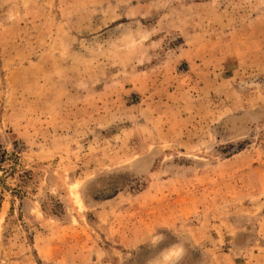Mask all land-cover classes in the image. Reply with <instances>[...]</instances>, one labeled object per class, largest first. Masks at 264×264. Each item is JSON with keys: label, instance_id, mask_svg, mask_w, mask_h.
<instances>
[{"label": "rangeland", "instance_id": "374dc122", "mask_svg": "<svg viewBox=\"0 0 264 264\" xmlns=\"http://www.w3.org/2000/svg\"><path fill=\"white\" fill-rule=\"evenodd\" d=\"M179 242L264 264V0H0V264Z\"/></svg>", "mask_w": 264, "mask_h": 264}, {"label": "clouds", "instance_id": "9594fccd", "mask_svg": "<svg viewBox=\"0 0 264 264\" xmlns=\"http://www.w3.org/2000/svg\"><path fill=\"white\" fill-rule=\"evenodd\" d=\"M163 240L160 235L152 234L151 238L145 242H149L152 246H156ZM186 249L183 242H179L171 245L169 248L163 250L154 260L150 261L149 264H153V261L159 260L160 264H179L184 258Z\"/></svg>", "mask_w": 264, "mask_h": 264}]
</instances>
